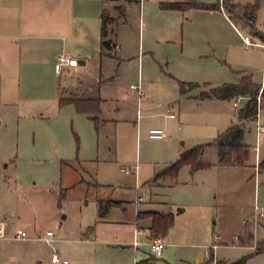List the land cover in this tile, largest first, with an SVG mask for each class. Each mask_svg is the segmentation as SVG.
<instances>
[{"label": "rangeland", "instance_id": "rangeland-1", "mask_svg": "<svg viewBox=\"0 0 264 264\" xmlns=\"http://www.w3.org/2000/svg\"><path fill=\"white\" fill-rule=\"evenodd\" d=\"M239 1L243 5L254 2ZM99 2L101 5L103 0ZM228 3H231V0L224 1L225 5ZM234 13H241L240 8L235 9ZM129 19V24L122 26L118 31L117 40L122 49L110 51V57L92 53L84 67L67 70L60 80L61 84H64L67 79L79 76L81 80L92 85L103 98L107 99L102 110L103 117L110 121L97 132L94 122L85 117L81 118V121L80 118L74 117L52 121L54 119L50 117V127L47 126L53 133L52 137L59 135L61 138L59 143L54 139L49 143H43L41 150L48 155L33 157L35 161L28 159L27 154L20 158L17 156L13 159L14 162H7L6 170L7 163H0L2 165L0 171H5L7 177L6 183L0 178V221L7 225L5 235L0 237V264H53L51 261L53 252L58 251L64 256L61 251L63 245L74 247L73 253L68 255L70 264L130 262L135 251L129 243L133 241V228L112 226L113 224L97 225V207L93 198L105 195L125 202L136 201L140 196L145 200L150 199L152 192L147 181L162 168L167 151L180 146L191 148L198 144L210 143L232 123L244 128L245 141L249 145L258 144L257 127L264 126L262 96L258 119L243 124L239 119V110L246 105L247 96L237 97L242 99L240 108H236L233 105L236 98L230 103L203 102L181 93L179 83L172 80L161 82L157 76L164 75L165 71L169 72V64L166 65L163 61L164 55L170 53L175 62L177 55L180 57L183 50L181 45H176L174 53L165 47L159 50L158 59L163 63L162 67L155 64L152 57L146 58L142 65L143 51L140 47L143 41L140 39L138 11L135 8L130 9ZM116 20L117 17L114 18V22ZM233 23L237 26L236 30L230 24L224 26L219 23L217 29H212L210 46L207 44L209 48L200 47L202 52L206 50L211 56H206L203 58L204 61L192 66V70L197 73L203 72V76L206 73L207 79L202 82L187 81L188 83L209 82L212 86L237 83L240 77L236 71L242 70L252 74L255 83L260 84L263 81L264 50L259 46L258 43L262 42L254 32L258 30L264 33V0H260L254 27L236 19H233ZM94 24V31L97 30L98 34L101 28L100 19L94 21ZM245 36H249L256 44L247 48L244 43ZM197 42L198 39L195 38L186 41L185 56L189 60H193L196 54L193 48L198 46ZM173 61L172 65L177 66ZM230 61L234 62V66ZM139 66L144 67L145 85L152 87V90L144 88L148 94L144 102H154L150 107L140 104L136 91L130 89L132 84L140 83ZM61 94L68 98H90L87 93L78 95L68 84L61 88ZM168 109L180 113V122L170 119ZM149 113L154 116L147 117ZM46 117L48 118L47 115ZM151 128L163 129L167 134V140L166 137L162 140L150 138ZM20 144L21 152L29 153V149L34 145L33 133H26ZM260 146L264 149V140L263 142L260 140L259 148ZM40 147L42 145L38 139L35 149L39 150ZM14 149L17 152L16 144ZM251 156L254 161V154ZM203 158L211 163L217 162V148H207ZM65 162L72 164H63ZM255 167L257 170L250 167L247 170L236 171L235 174L233 172L221 174L219 180L215 174H209L206 178L207 184L214 186L216 182L219 186L212 188V196H209L212 207L206 208L202 220L200 210L198 211L200 207L196 202L187 200L180 192H164L167 201L183 202V206L187 208L186 219L189 221L183 224V229H189L185 233L190 232L192 236L174 234L173 246L168 247L170 258L164 256V260L154 259L152 263L176 264L175 259L181 254L186 259L189 257L193 264H201L204 259L209 260L212 253L207 256L200 245H206V252H209L210 247L218 240V235L222 236L223 242L226 243L213 250L217 264H220L219 261L237 264L240 259L254 254V250L247 245L243 247L235 236L257 227L260 234L258 237L263 239L261 234L264 233V218L256 220L254 216H250L255 204L264 208V173L258 186L255 180L247 184L255 171H261L260 167L259 169L257 165ZM82 178L85 183H78ZM95 183L107 187L97 189L94 187ZM226 183L234 187H226ZM229 191L231 193L227 194ZM61 193L64 194L63 197ZM113 211L112 217L115 219L129 215L121 209ZM248 215L246 224L245 219ZM90 226L95 227L99 238L113 242L111 244L120 248L96 252L92 244L59 241L61 238L86 240L85 233ZM180 228L179 225L175 229ZM19 230L26 233L24 239L17 238ZM213 230L216 233L212 236ZM48 231L53 235L47 236ZM251 236L250 233L249 237ZM88 237L93 239L95 236L89 234ZM195 237L206 239L202 241L194 239ZM46 238H51L52 242H48ZM151 238L159 237L152 235ZM136 239L133 245L135 242L144 243H141L139 251L143 253L150 251L145 236ZM260 246H263V243H258L256 249ZM165 255L167 256V252ZM208 264H214L212 258ZM245 264H264V254L249 257Z\"/></svg>", "mask_w": 264, "mask_h": 264}, {"label": "crops", "instance_id": "crops-1", "mask_svg": "<svg viewBox=\"0 0 264 264\" xmlns=\"http://www.w3.org/2000/svg\"><path fill=\"white\" fill-rule=\"evenodd\" d=\"M171 2H198L208 5L219 2L221 8L171 10L162 7V3ZM231 3L243 5L239 0L238 2L231 0ZM224 6L225 4L222 3L221 0H103L101 5L99 0H0V163H7L8 161L14 162L13 159L15 157L18 156L20 158L24 154H27L28 159L32 161H35L33 157L39 158L44 157L43 155H48V153L44 154L41 150V148L43 149V143H49L52 139H54L56 143H59L61 138L59 135L52 137L53 133L49 128L51 123L49 120L52 117L54 119L52 121H59L60 119L66 120L73 117L80 118V121L83 117L92 121L87 115L78 113L73 104L60 105L59 99L62 96L61 88L64 87L65 84L70 85L78 95L87 93L91 98L101 99V112L98 115L99 120L101 119L99 130L101 126L110 121L103 117L102 110L107 99L103 98L100 92L98 93L92 85L81 80L79 76L75 79H67L64 84H61L60 80L61 76L67 73V70L71 71L80 66L84 67L90 54L95 53L96 55L100 54L101 57H110V51L122 49L117 40L118 31L122 26L129 24L130 9L132 10L135 8V10L138 11L139 34L141 42L143 41L140 47L141 51H143L142 65H144L146 58L152 57L155 64L162 67L163 63L158 59L159 50L165 47L170 51H175L176 45L180 44L181 49H183L180 57L177 55V59L174 62L173 56H171L170 53L165 54L163 61L165 62L164 64H169V72L163 70L165 71L164 75H158L157 77L160 81L172 80L175 83H180L182 81L188 83L187 81L202 82L207 79L205 78L207 75L206 73L205 76H203V72L197 73L192 70V66L198 62L204 61L203 58L206 56H211L207 54L206 50L202 52L203 50L200 49V47L204 46V48H209L207 44L210 46L209 40L211 38L212 29H217L218 23L224 24V26L230 24L235 30L237 29V26L229 18V14ZM103 10H106L111 17H117L116 22L109 23L107 26L108 34L106 39L112 41L110 49H103L101 45L103 41L101 36V15ZM98 19L101 21V28L100 32L97 34V30L96 32L94 31V21ZM191 38L198 39V46L193 48V51L196 53L193 60H189V58L185 56V44L187 39ZM258 44L264 50V43ZM61 55L76 58L79 61V65L74 68H67L60 73L58 70V60ZM171 61L177 64V66H173ZM230 63L234 66V62L230 61ZM241 72L246 73L244 70L236 71L240 77L237 83L241 80ZM138 75L140 78L139 85L143 87L142 89L144 90V88H146V90H152V87L145 85L146 79L143 66L138 67ZM205 83H207L208 86H205ZM205 83H199L201 85L199 88L187 90L184 95L203 102L228 101L230 103L231 100L217 98L201 99L200 94L202 92H210L212 88L221 86H212L209 82ZM260 84L264 86V78ZM130 89L133 90L131 86ZM136 95L139 100L137 91ZM145 99H147V97L139 100L140 104H144L145 107H150L151 104H154L153 101L144 102ZM240 105L241 104L236 108H240ZM174 113L176 117L170 119L180 122V113ZM153 116L154 115L151 113L147 114V117ZM245 122L249 121L241 123L244 124ZM219 129H221L220 126ZM219 131L221 130H218V132ZM28 132L34 135V145L29 149V153L25 151L21 152L20 141L21 139H25L26 133L28 134ZM38 139L42 147L36 150ZM165 140H167V134ZM263 140L264 138H261L262 142ZM244 142L249 145L245 141V137ZM15 144L17 145V152H15L14 149ZM254 146L256 145L251 146V150ZM189 148L190 147L180 146L167 151L165 155L166 160L159 171L168 164L175 162L180 154ZM258 149V152L252 150L251 155L254 154V161L250 155L247 164L243 167L221 166L218 164V161L212 162L214 165L204 170L194 171L190 166H184L180 170L178 180L175 183L170 179L155 182V175L159 172L157 171L154 177L147 181L152 192V196L148 200L140 196L136 201L125 202L111 199L109 196L105 197V195L99 198L96 196L93 198V202L97 207L96 224H113L112 226H128L133 228V241L129 243L133 247V250H135L134 256L130 262L124 264H137L138 262L147 260L148 264H153L152 259L164 260V256L170 258L168 247L173 246L172 241L175 238L174 234L179 233V236H192V234L190 232L185 233L189 229H183V224L189 221V219H186L188 214L187 208L183 206V202L173 203L167 201L164 192H180L186 196L187 200L193 201V203L196 202L197 206L200 207L198 211L200 210V220H202L206 208L212 207L209 199V196H212V188L219 186V183L217 184L216 182L214 186L207 184V176L209 174H215L218 176L219 180L221 174H228L230 172L235 174L236 171L247 170L250 167L257 170L255 166L264 161V149L261 146L259 148V143ZM63 164L70 165L72 163L65 162ZM78 164L80 165L81 163L79 162ZM5 165L6 170L8 163ZM4 172L0 171V178H3L6 183L7 177ZM263 173L264 168H261V171H255V173L249 177L247 184L255 180L258 186L260 177ZM78 183H85L84 179L82 178ZM103 186L105 188L107 187L99 183H95L94 187L98 189ZM226 187L234 186L228 183ZM230 193V191L227 192V194ZM215 198H217L216 195ZM107 200L120 201L122 204L111 208L105 217H99V202ZM205 203H207V205H205ZM127 206H130V208ZM117 209L128 212L129 215L127 217L123 216L120 219H115L112 217V213L114 212L113 210ZM202 209H205V211H202ZM154 213L174 214V222L169 232L165 237H159V239L165 242V249L161 257H155L151 251V247L149 252L143 253L139 251L142 244H144L143 242H141L142 244L133 245L135 238L138 240V237L142 235L145 236L148 246H150V243L154 239H158L151 238L153 235L151 230L153 222L152 215ZM250 216H254L255 218V209ZM248 218L249 215L246 217V224H248ZM4 224L7 230V225L6 223ZM178 224L181 227L180 230L175 229L176 226H179ZM213 231L214 232L211 233L212 236L216 233L215 230ZM250 233L252 234L251 237H249ZM89 234L95 237L91 239L88 237ZM85 235H87L86 240H67L61 238L59 241L63 243L64 241H68L86 245L92 244L96 252L110 250V248H120L118 245L111 244L113 242L99 238L94 226H90ZM258 235H260L258 234V228L254 227V229H247L241 235L235 236V238H238V241L243 247L247 245L252 250L256 251L258 243L264 242V233L261 234L263 239H260ZM218 236L219 242L216 240L213 244H217L216 249H219L223 243H226L223 242L222 236ZM46 239L48 242H52L51 238ZM194 239L203 241L206 238L195 237ZM203 245L204 244L200 245V247L204 249L207 254V246ZM73 250L74 247L63 245L61 251H63L64 256H61L68 259V255L72 254ZM213 250L214 249L210 247L209 252L213 254ZM165 252H167V256ZM263 254L264 253L257 254V256ZM178 256L179 258L175 259L176 264H193L189 260V257L186 259L181 254ZM207 262L208 260L204 259L201 264H206ZM219 263L228 264L226 261H219ZM105 264H108V262L105 261Z\"/></svg>", "mask_w": 264, "mask_h": 264}, {"label": "trees", "instance_id": "trees-1", "mask_svg": "<svg viewBox=\"0 0 264 264\" xmlns=\"http://www.w3.org/2000/svg\"><path fill=\"white\" fill-rule=\"evenodd\" d=\"M162 7L171 10H186L190 8L196 9H216L221 8L218 3L215 4H203L198 2H171L162 3ZM227 13L230 15V19H236L237 21H243L246 25L254 27L257 13L260 8V0H255L253 3H247L244 5L228 3L225 6ZM240 8L241 13L235 14L234 11ZM102 29L101 36L103 38L102 48L110 49L112 41L106 39L108 31L107 26L109 23L114 22V18L109 15L106 10L102 12ZM254 34L264 43V33L261 31H255ZM104 54V52H103ZM241 80L239 83H225L219 87L212 88L210 92H202L200 94L201 99L217 98L224 100H233L239 96H247L248 101L246 105L239 110V119L244 121H256L259 117L260 107L258 104V96L264 98V86L257 84L253 81L252 75L241 72ZM181 93H185L187 90H194L199 88V83H185L180 82ZM208 86L207 83L204 84ZM60 105L73 104L78 113L87 115L94 123L95 128L98 131L100 127V120L98 115L101 112V99L100 98H87V97H64L59 99ZM245 130L239 124L229 126L224 132H221L210 143L198 144L189 149L184 150L179 158L165 168L159 171L155 175V180H167L170 179L173 183L177 182L179 172L184 166H190L192 170H204L211 168L214 164L204 160V153L209 147H216L218 150V164L221 166L230 167H243L247 164L250 158L251 146L244 142ZM260 169L264 168V161L259 164ZM64 194L61 193V197ZM120 201H100L99 202V217H105L111 208L121 205ZM153 222L151 226L153 237H165L169 232L174 222V214H158L154 213ZM264 253L263 246L258 247L254 254L240 259L237 264H245L247 259L253 255ZM150 260V259H149ZM153 260V259H152ZM147 261H141L137 264H148ZM210 260L206 264H208Z\"/></svg>", "mask_w": 264, "mask_h": 264}, {"label": "built area", "instance_id": "built-area-1", "mask_svg": "<svg viewBox=\"0 0 264 264\" xmlns=\"http://www.w3.org/2000/svg\"><path fill=\"white\" fill-rule=\"evenodd\" d=\"M225 0H221L222 3H224ZM244 43L247 48H250L251 46H254L256 43L253 42V40L249 36L244 37ZM79 65V61L76 58L67 56V55H61L58 60V70L60 73H62L67 68H74ZM131 88L133 90H136L139 96V100L148 97V94L142 89V87L139 84H132ZM242 97L236 98L234 100V107H238L240 104ZM258 104L259 107L261 106V94L258 96ZM169 117L175 118L176 114L171 110L168 109ZM149 136L152 139H164L166 137V132L161 128H151L149 130ZM257 136H258V143L260 142L261 138L264 136V126L257 127ZM255 152H258V144L252 148ZM259 169V164L257 165ZM1 168V164H0ZM255 218L261 219L264 218V208L259 207L257 204H255ZM246 221V219H245ZM5 224L3 222H0V237H3L5 235ZM53 233L49 231L47 233V236H52ZM17 238H25L26 233L24 231H18L17 232ZM219 237H217L218 239ZM138 242H135V245H138ZM151 251L155 257H161L163 255V251L165 249V242L162 239H154L150 243ZM212 248L215 250L217 248V244L213 245ZM207 256H210V252L206 254ZM212 258L214 264H217V260L215 259V254L213 253L212 256L209 258V260ZM51 261L53 264H69V260L62 257L58 252H53Z\"/></svg>", "mask_w": 264, "mask_h": 264}]
</instances>
